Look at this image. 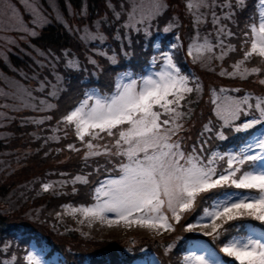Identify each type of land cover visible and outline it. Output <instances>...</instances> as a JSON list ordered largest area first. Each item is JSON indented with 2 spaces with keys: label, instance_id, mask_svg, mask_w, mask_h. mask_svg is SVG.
Listing matches in <instances>:
<instances>
[{
  "label": "trees",
  "instance_id": "1",
  "mask_svg": "<svg viewBox=\"0 0 264 264\" xmlns=\"http://www.w3.org/2000/svg\"><path fill=\"white\" fill-rule=\"evenodd\" d=\"M206 1L207 10L212 8L214 14L212 19L207 15L201 24H193L181 0H167L151 24L126 33L119 29L121 43H115L122 46L125 54H117L116 63L124 59L129 65L141 68L154 57L157 66L162 56L169 53L170 60L179 72L186 74L189 84L199 85L172 101L168 111L172 116L165 118L167 125L172 126V138L188 160H195L210 172L212 180L228 169L232 172L196 191L189 207L171 223V230L152 239L147 230L138 226L132 227L129 234H122V229L116 228L103 235L98 221L64 213V205L79 207L91 203L95 185L104 177L121 173L125 143L120 131L127 123L113 125L109 131L96 129L89 132L92 137L87 134L78 137L74 133L72 121L66 115L90 89L109 95L116 66L94 53L99 49L91 54L98 67L86 63V55L92 50L81 47L60 24L49 23L36 38L43 52L37 44L34 47L40 52L25 45V50L36 59L19 52L15 60L21 76L16 73L13 76L29 86L42 83L44 90H52V94L46 95L51 101L49 110L25 109L21 114L25 127L10 124L8 136L0 139V151L3 150L0 158L16 166L13 172L0 173V264H30L24 257L30 241L46 254L56 256L61 264H126L150 255L159 264H181L182 253L176 242L191 233L183 226L190 223L208 196L236 188L235 181L248 165V161L228 165L225 155L218 154L238 146L264 124V55L249 51L251 26L258 20V0ZM68 2L75 11L83 6L89 10L84 21L89 25L90 16L98 20L106 13L110 17L109 2L117 6L119 0H108L107 4L105 0ZM105 31L113 41V28ZM196 33L209 37L215 43L214 50L225 51L221 59L208 58L205 71L209 77H201L187 51L191 36ZM215 38H221L220 48H216ZM95 42L87 46L98 45ZM154 42L158 45L156 52ZM102 47L108 53L119 48L105 42H101L100 50ZM219 88L235 99H242L238 115L225 122L216 115L211 98V90ZM162 115L165 117L166 113L160 119ZM110 136L113 140H109ZM5 150L10 153L5 155ZM261 219L254 213L242 212L219 220L208 235L209 243L219 251L221 238L234 234L242 220L264 225V218ZM129 237L133 238L131 243ZM222 257L231 264H240L227 255Z\"/></svg>",
  "mask_w": 264,
  "mask_h": 264
},
{
  "label": "rangeland",
  "instance_id": "2",
  "mask_svg": "<svg viewBox=\"0 0 264 264\" xmlns=\"http://www.w3.org/2000/svg\"><path fill=\"white\" fill-rule=\"evenodd\" d=\"M166 1L119 0L117 6L109 2L111 16L103 13L98 20V17L90 16L88 25L84 21L88 19L89 10L83 6L81 10L75 11L68 0H0V139L8 136L7 127L10 124L25 127V120L21 119L25 109L34 111L37 107L38 110H49L51 107V101L46 95L52 94V90L45 91L42 83L32 86L23 84L13 76L14 73L21 76L19 66L15 64L19 52L31 57L25 45L35 52H43L36 40L42 28L49 23L60 24L81 47L92 50L86 55V63L91 62L98 67L96 58L91 54L99 49L94 53H99L107 62L118 66L121 61L116 63L117 54H125L122 46L119 47V29L126 33L151 24L158 12L166 6ZM181 5L186 6L193 24L203 23L209 14L212 19L211 14H214L212 8L207 10L206 0H181ZM257 5L258 20L256 25L251 26L249 51L264 55V0H258ZM214 21L216 23L217 19ZM111 27L113 41H110L105 31ZM94 40L99 46H87ZM101 42L119 48L108 53L106 47L100 50ZM215 42L218 43L216 48H220L221 38H215ZM74 43L72 45L75 46ZM157 46L156 43L155 52ZM214 48L215 43L209 37L198 33L191 36L187 51L201 77L210 75L205 71L208 58L221 59L225 55L224 50ZM154 61L155 58L151 57L141 68L130 69L129 65L127 68H117L116 81L109 95H101L90 89L66 115L72 121V128L78 137L85 134L92 137L94 135L89 132L96 129L109 131L113 125L127 123L120 131V137L125 143L121 173L100 180L93 188L91 203L79 207L62 206L66 214L98 221L99 232L103 235L110 234L116 228L122 229V234H129L132 227L138 226L147 230L152 235L151 239L161 236L171 230V223H175L179 215L189 207L196 191L232 172V169H228L212 180L206 168L182 154L171 136L172 126L167 125L169 122L165 118L172 116L168 112L172 101H177L191 88H199V85L195 82L194 86L189 84L186 74L179 72L170 60L169 53L162 56L157 66ZM37 92H41V95ZM211 98L215 102V113L223 122L238 115L242 99L233 98L221 88L211 90ZM162 113H166L165 117L162 115L164 120L160 119ZM109 140H113V136ZM0 152L2 154L3 150ZM6 153L10 151L5 150ZM106 153L112 158L109 152ZM218 155H225L228 165L250 162L248 169L235 181V186L246 189L227 191L216 197L209 207L183 226L189 228L194 237L186 244L181 264H228L211 249L206 234L214 231L219 220L236 213L251 212L259 219L264 218V124L241 144ZM2 160L4 163H1ZM15 169L11 161L0 158V173H10ZM250 187L255 191H248ZM223 249L231 254L233 261L240 264H264V229L248 227L245 236L232 238ZM24 257L30 264H60L56 256L46 254L34 241H30ZM155 259L150 255L149 260L140 257L126 264H159V260Z\"/></svg>",
  "mask_w": 264,
  "mask_h": 264
}]
</instances>
